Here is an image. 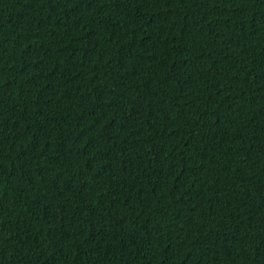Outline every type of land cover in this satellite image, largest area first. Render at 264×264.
Returning <instances> with one entry per match:
<instances>
[{
    "label": "trees",
    "instance_id": "1",
    "mask_svg": "<svg viewBox=\"0 0 264 264\" xmlns=\"http://www.w3.org/2000/svg\"><path fill=\"white\" fill-rule=\"evenodd\" d=\"M0 264H264V0H0Z\"/></svg>",
    "mask_w": 264,
    "mask_h": 264
}]
</instances>
